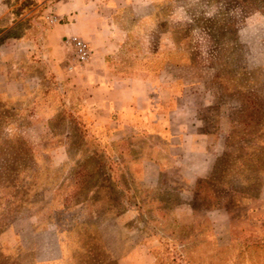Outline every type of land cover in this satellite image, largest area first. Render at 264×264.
Instances as JSON below:
<instances>
[{
  "label": "rangeland",
  "instance_id": "obj_1",
  "mask_svg": "<svg viewBox=\"0 0 264 264\" xmlns=\"http://www.w3.org/2000/svg\"><path fill=\"white\" fill-rule=\"evenodd\" d=\"M51 4L0 0V264H264V0H127L107 77L46 39ZM103 83L174 140L138 112L106 141Z\"/></svg>",
  "mask_w": 264,
  "mask_h": 264
},
{
  "label": "crops",
  "instance_id": "obj_2",
  "mask_svg": "<svg viewBox=\"0 0 264 264\" xmlns=\"http://www.w3.org/2000/svg\"><path fill=\"white\" fill-rule=\"evenodd\" d=\"M52 16L57 18L48 29L47 40H61L66 36L76 35L84 39L88 46L91 47L92 54L89 60L90 73L99 72L101 77H107V64L109 63V53L119 44V7L127 0H50ZM53 52V48L51 49ZM98 70V71H97ZM108 83V82H107ZM102 84L94 86L88 90V96L85 100V109L87 110V120L91 126L102 130L104 138L108 142H121L124 138L130 136L135 138L139 130L135 127V116L141 112L145 116V104L134 100L133 96L137 93L134 88L125 86L120 92L115 87H108ZM98 93L101 97L97 98ZM121 95L117 100L112 98L113 95ZM106 95H109L106 97ZM134 102V103H133ZM135 102L137 104H135ZM117 113L119 119L111 120V114ZM144 123L148 126L167 127L169 140L171 143L174 135L171 119H166L167 123H157V116L151 115L144 117ZM134 136V137H132ZM180 138V136H179ZM184 147V141L179 139V145ZM184 149V148H183ZM180 156H168L169 160L179 163ZM148 159L156 167H159L158 159L153 157ZM123 264H130L123 262Z\"/></svg>",
  "mask_w": 264,
  "mask_h": 264
},
{
  "label": "built area",
  "instance_id": "obj_3",
  "mask_svg": "<svg viewBox=\"0 0 264 264\" xmlns=\"http://www.w3.org/2000/svg\"><path fill=\"white\" fill-rule=\"evenodd\" d=\"M62 43L71 50L76 62L82 64L89 59L91 51L87 42L81 37L76 35L66 36Z\"/></svg>",
  "mask_w": 264,
  "mask_h": 264
}]
</instances>
